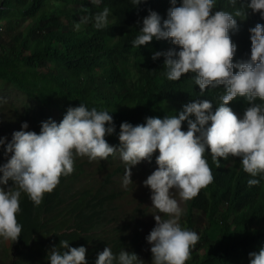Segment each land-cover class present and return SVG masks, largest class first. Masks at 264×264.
Returning <instances> with one entry per match:
<instances>
[{
  "label": "clouds",
  "instance_id": "clouds-1",
  "mask_svg": "<svg viewBox=\"0 0 264 264\" xmlns=\"http://www.w3.org/2000/svg\"><path fill=\"white\" fill-rule=\"evenodd\" d=\"M65 1L60 0V5ZM126 1L122 22L109 17L107 7L94 16L86 5H75L76 13L65 19L76 30L85 24L90 34L114 24L116 39L131 52L155 43L154 38L163 39L162 53L155 52L152 59L164 61L166 82L181 89L179 105L169 114H161L162 119L147 117L146 123L123 119L119 135L114 133L113 116L108 111L83 104L69 107L63 118L53 111L47 121L40 120L39 133L25 131L28 123L24 122L7 146L0 147V185L12 180L16 186L0 187V237L15 242L21 236L22 225L17 220L20 197L28 196L39 206L45 193H51L62 179L69 180L84 164L81 180L88 174L89 161L108 162L109 157L117 164L119 152L127 165L120 174L124 187L133 182V166L144 160L150 166L158 165L156 170H141L147 177L143 184L151 189L149 218L141 235L135 231L128 236L133 239L128 246L131 253L110 243L102 245L96 235L101 218L87 232L94 235L92 242L74 240L76 247H70L67 240L60 241L64 251L52 248L50 264H87L86 259L91 258L96 259L95 264H145L149 247L152 255L148 262L152 264H186L200 233L187 229L183 221L190 214L203 219L193 202L216 181L228 205L239 183L230 168L242 177L245 187L258 186L264 180V0H225L230 7L223 8L216 0ZM90 3L109 4L108 0ZM255 12H260L259 18L254 17ZM127 24L135 28L130 40ZM131 57L136 67L137 59ZM47 68L38 70L42 73ZM0 93L9 94L0 97L1 103L24 95L11 86ZM112 133L113 139L108 136ZM4 142L0 137V145ZM151 157L156 160L152 162ZM115 199L104 216L118 223L122 232L130 230L126 218L112 209ZM110 222L102 225V234ZM140 224L136 219L134 229ZM112 232L106 231L103 239H111ZM96 241L98 244L91 245ZM249 256V264H264L263 245Z\"/></svg>",
  "mask_w": 264,
  "mask_h": 264
},
{
  "label": "trees",
  "instance_id": "trees-1",
  "mask_svg": "<svg viewBox=\"0 0 264 264\" xmlns=\"http://www.w3.org/2000/svg\"><path fill=\"white\" fill-rule=\"evenodd\" d=\"M59 1L0 0V74L3 73L0 75L2 76L0 77V90L11 86L24 94L9 103L0 102V137L5 138L4 144L0 145L1 148L6 147L7 143L11 141L14 131L21 130L24 121L28 123V128L24 129L25 131L34 129L39 133L40 120H48L47 117H51L53 111H57L63 116L69 107H76L80 104L89 109L95 107L98 111L107 110L113 116V122L116 125L114 133L118 135L123 119H127V122L132 120L129 123H146L147 117L155 116L162 119L161 114L167 112L169 114L170 111L176 109L181 98V89L177 85L166 82L164 61L152 59L155 52L162 53L160 43H164L163 39L154 38L155 43L136 47L131 52L120 40L116 39L118 32L114 24L107 28L96 29L93 34H90L85 24H82L78 32L71 26V23L65 21V18L69 19L76 13L75 5H86L92 9L94 16L101 12L97 10L102 9L103 11L107 7L110 10L109 17L115 18L117 22H122L128 9L124 3L127 2L126 0H108L109 4L102 6L93 5L90 0H66L61 5ZM215 4L221 8L224 5L230 7L229 2L225 0H216ZM90 13L92 14V12ZM260 15V12L254 13L256 18H259ZM28 20H32V23H28ZM125 28L129 39L135 28L128 24ZM52 50L55 51L50 56L44 57ZM131 55L137 59L136 67H134L135 60ZM122 61H125L124 64ZM41 67L48 68L41 73L38 70ZM86 69L87 72L84 71ZM43 80L45 82H41ZM194 95L196 96V94ZM43 101L44 103H42ZM38 111L44 118L38 115ZM62 116L61 118L64 117ZM114 133L108 136L113 139ZM0 158V165H2V153H0ZM151 159L155 161L154 157ZM108 161L104 162L106 165L104 166L108 169L111 168V172L106 173L102 187H98L99 191L97 188V191H92V187L83 186V182L80 189L75 191L77 179H80L81 174L85 171L84 164L76 171L77 174L75 172L76 176L74 174L69 176L70 182L66 177L58 184L59 187L57 186L51 193H45L39 206L34 205L28 196L20 197L21 211L17 214V220L22 225L21 236L15 242L0 237V249L3 251L0 264H50L48 257L52 248L55 247L60 252L64 251L60 241L67 240L70 247H76L74 240L92 242L94 235L87 232L94 228L101 218L102 225L113 221L112 218L104 216V212L107 211V204L109 205L113 198L120 195L123 182L120 174L125 173L127 167L125 163L114 166L116 162L109 157ZM82 169H84L83 172ZM230 171L238 176L239 183L235 197L229 201V205L225 202L219 185L215 182L205 191L206 193L199 195L202 199L199 197L192 204L196 210L203 212V219L190 214L183 221V225L187 229L192 231L196 229L200 233L199 241L191 249V256L186 264H202V262L203 264L250 263L249 253L258 252L264 245V205L262 204L264 201V180H260L258 186L248 188L242 184V177L237 174L235 169L230 168ZM0 175L2 174L0 173ZM12 182L9 180L8 185H0V187L7 190L14 184ZM116 182L119 183L118 187L108 186V184L112 186ZM13 188L15 189L16 186L13 185ZM23 193L21 191V194ZM242 199H244L243 203ZM259 203L263 206L261 204L257 206ZM111 206L112 209H116L114 202L111 203ZM239 209L240 211H238ZM244 212L245 214H243ZM101 214L102 216H100ZM242 217H246V219L244 218L246 221ZM72 226L78 230H71ZM83 232L85 233L82 234ZM112 235L111 239H102V245L110 243L121 251L125 250L131 253L128 251V246L133 243V239L125 236L121 227L114 229ZM254 237L255 239H253ZM113 238L115 239L112 240ZM113 249L117 251L116 248ZM14 250L16 251L14 252ZM145 258V264H147L150 260L149 256ZM86 261L88 264H95L96 259L91 258Z\"/></svg>",
  "mask_w": 264,
  "mask_h": 264
},
{
  "label": "rangeland",
  "instance_id": "rangeland-1",
  "mask_svg": "<svg viewBox=\"0 0 264 264\" xmlns=\"http://www.w3.org/2000/svg\"><path fill=\"white\" fill-rule=\"evenodd\" d=\"M4 96L5 97H8L9 94H7V93H0V97H4ZM14 99H15L14 97L9 98V102L14 101ZM9 156H11V153H9ZM116 159L119 160V162L117 164L115 163L114 166L118 165L119 163H123V161L121 159V156H120V152L117 155ZM88 161H89V159H88ZM96 161H91L90 163L88 162V164L90 166L88 168V174H86L83 177V180H81V178L79 179V181L77 182V185H76V190L80 189L82 182L85 183L84 185L86 187H92V191L96 190V188H98V187H102V183L104 181L105 175H106L107 172H110L111 171V168L110 169L105 168L104 163H103V162H105V160H99V162H98V159H97ZM156 164L157 163L152 164L151 166H149L148 160H144V161L140 162L139 164L133 166L132 167L133 168V170H132V173H133L132 175L133 176H131V179H132L133 182L130 183L127 187H124L123 185H121V188H122L121 193L115 199L114 206L118 210L117 215L119 214L118 216H122V217H120L122 219L123 218H126V220L129 223V229L130 230L123 229V232L125 233L126 236L132 235L135 231H137L141 235L140 232H141L142 228L144 227V225L146 224V222H147V220L149 218L148 211L150 209L148 207L147 201L148 200H151V189L143 184V181L146 180L147 177L144 176V175H142V171L141 170L142 169H145V168H153L154 170H156L157 167H158V165H156ZM139 165H142V166L139 167ZM102 166H104V167H102ZM101 170H103V171L101 172ZM87 175H90V176H87ZM100 177H101V179H100ZM108 186L109 187H118L119 186V183L116 182V183L112 184V186L110 184H108ZM86 187H84V188H86ZM120 204H121V206H120ZM136 219H138L139 221H141V224L139 225V228L137 230L134 229V227H133V222ZM114 223H116V222H113L112 221L108 225H106L105 230L106 231L109 230L108 233H111L114 230V228L119 227L118 223H116V224H114ZM110 225H112V226H110ZM74 228H75V226H72L71 230L74 229ZM102 231L103 230H102V224H101L98 227V229L96 230L97 239H103V236L106 233V231L103 234H102ZM98 236H100V237H98ZM140 240H141V238H140ZM140 240H139V242H140ZM97 242L98 241L92 243L91 245H96V244H98ZM149 248H151V247H149ZM1 251L2 250L0 249V258L2 257V253H3V251L2 252ZM151 255H152V253H151V251L149 249V256H151ZM150 262H148V264H152V261H150Z\"/></svg>",
  "mask_w": 264,
  "mask_h": 264
},
{
  "label": "bare ground",
  "instance_id": "bare-ground-1",
  "mask_svg": "<svg viewBox=\"0 0 264 264\" xmlns=\"http://www.w3.org/2000/svg\"><path fill=\"white\" fill-rule=\"evenodd\" d=\"M13 4H15V3H13ZM13 4H12V5H13ZM12 5H11V6H12ZM15 5H16V4H15ZM14 7H15V6H14ZM14 7H11V8H14ZM8 9H9V8H8ZM8 9H7V10H8ZM9 10H10V9H9ZM9 10H8V11H9ZM8 11H7V12H8ZM11 12H12V10H11ZM70 14H71V13H70ZM69 18H70V17H69ZM114 19H115V18H114ZM65 21H66V20H65ZM116 21H117V20H116ZM66 22H67V21H66ZM54 23H56V22H54ZM52 24H53V23H52ZM55 25L57 26V24H55ZM58 25H59V24H58ZM83 25H84V24H83ZM81 26H82V25H81ZM106 28H107V27H106ZM56 29H57V28H56ZM56 29H55V30H56ZM81 29H82V28H81ZM57 30H58V29H57ZM83 30H84V29H83ZM77 31H78V30H77ZM78 32H79V31H78ZM78 32H77V33H78ZM80 32H82V31H80ZM95 33H96V32H95ZM97 33H98V32H97ZM84 34H86V33H84ZM88 36H89V35H88ZM92 36H93V35H92ZM56 40H57V39H56ZM61 40H62V39H61ZM83 40H84V39H83ZM86 40H87V39H86ZM88 40H89V39H88ZM117 40H118V39H117ZM53 42H54V41H53ZM56 42H57V41H56ZM61 42H62V41H61ZM61 42H60V43H61ZM123 48H124V47H123ZM1 50H2V49H1ZM121 50H122V49H121ZM3 52H4V51H3ZM3 52H2V53H3ZM3 55H4V53H3ZM122 55H123V53H122ZM127 55H128V54H127ZM86 56H87V55H86ZM124 57H125V56H124ZM116 59H118V58H116ZM44 60H45V59H44ZM118 60H119V59H118ZM121 60H123V59H121ZM119 61H120V60H119ZM122 62H123V61H122ZM124 62H125V61H124ZM124 62H123V64H124ZM50 63H51V62H50ZM92 64H93V63H92ZM116 64H117V62H116ZM95 66H97V65L95 64ZM95 66H94V67H95ZM99 66H100V65H99ZM120 66H121V65H120ZM59 67H60V66H59ZM24 68H25V66H24ZM57 68H58V67H57ZM87 68H89V67H87ZM95 68H96V67H95ZM96 69H97V68H96ZM7 70H8V69H7ZM15 71H16V70H15ZM84 71L87 72V69L84 70ZM13 72H14V71H13ZM20 72H22V71H20ZM90 72H91V71H90ZM101 73H102V72H101ZM1 74H3V73H1ZM1 74H0V75H1ZM85 74H88V73H85ZM19 75H21V74H19ZM13 76H14V75H13ZM23 76H24V75H23ZM28 76H29V75H28ZM36 76H37V75H36ZM0 77H2V76H0ZM3 77H4V76H3ZM38 77H39V76H38ZM2 79L5 80L6 78H5V79L2 78ZM8 79H9V78H8ZM11 79H12V78H11ZM13 79H15V78H13ZM24 79H25V78H24ZM31 79H32V77H31ZM38 79H39V78H38ZM38 79H37V80H38ZM40 79H41V78H40ZM3 80H2V81H3ZM33 81H35V80H33ZM8 82H9V81H8ZM13 82H14V81H13ZM16 82L20 83L19 81H16ZM21 82H22V81H21ZM41 82H45V81L43 80V81H41ZM47 82H48V81H47ZM5 83H6V82H5ZM23 83H24V82H23ZM20 84H21V83H20ZM24 84H25V83H24ZM8 85H9V84H8ZM16 85H17V83H16ZM27 85H28V84H27ZM3 86H4V85H3ZM25 86H26V84H25ZM25 86H24V88H25ZM28 86H29V85H28ZM49 86H50V85H49ZM6 87H7V86H6ZM9 87H10V86H9ZM20 87H21V86H20ZM29 87H30V86H29ZM13 88H15V87H13ZM36 88H37V87H36ZM25 89H26V88H25ZM126 89H127V88H126ZM142 90H143V89H142ZM29 91H30V90H29ZM126 91H127V90H126ZM128 91H129V90H128ZM128 91H127V92H128ZM27 92H28V91H27ZM131 92H132V90H131ZM138 92H140V91H138ZM53 93H54V91H53ZM125 93H126V92H125ZM50 94H51V93H50ZM136 94H137V93H136ZM41 95H42V94H41ZM23 96H24V95H23ZM53 96H55V95H53ZM53 96H52V97H53ZM96 96H98V95H96ZM96 96H95V98H96ZM140 96H141V95H140ZM4 97H5V96H4ZM29 97H30V96H29ZM44 97H46V95H44ZM48 97H49V96H48ZM141 97H142V96H141ZM41 98H42V97H41ZM93 98H94V97H93ZM95 98H94V99H95ZM128 98H129V97H128ZM33 99H34V98H33ZM46 99H47V98H46ZM137 99H138V98H137ZM18 100H19V99H18ZM44 100H45V99H44ZM48 100H49V99H48ZM52 100H53V99H52ZM38 101H39V100H38ZM42 103H44V101H43ZM139 103L141 104L140 100H139ZM42 105H43V104H42ZM31 106H32V105H31ZM173 106H174V105H173ZM42 107H43V106H42ZM117 107H118V106H117ZM121 107H123V106H121ZM32 108H33V107H32ZM44 108H45V107H44ZM44 108H42V109H44ZM123 108H124V107H123ZM126 108H128V107H126ZM9 109H10V108H9ZM9 109H8V110H9ZM34 109H35V108H34ZM121 109H122V108H121ZM5 110H6V109H5ZM15 110H16V109H15ZM35 110H36V109H35ZM44 110H45V109H44ZM44 110H43V111H44ZM47 110H48V109H47ZM110 110H111V109H110ZM117 110H118V109H117ZM127 110H128V109H127ZM25 111H26V110H25ZM106 111H107V110H106ZM115 111H116V110H115ZM16 112H17V111H16ZM45 112H47V111H45ZM118 112H119V111H118ZM17 113H18V112H17ZM50 113H51V112H50ZM116 113H117V112H116ZM120 113H121V112H120ZM33 114H35V113H33ZM41 114H42V113H41ZM47 114H48V113H47ZM114 114H115V113H114ZM22 115H23V114H22ZM43 115H44V114H43ZM59 115H60V114H59ZM116 115H117V114H116ZM158 115H159V114H158ZM61 116H62V115H60V117H61ZM63 116H64V115H63ZM63 116H62V117H63ZM134 116H135V115H134ZM159 116H160V115H159ZM33 117H35V116L33 115ZM152 117H153V116H152ZM154 117H155V116H154ZM43 118H44V117H43ZM21 119H23V117H21ZM26 119H27V118H26ZM34 120H35V119H34ZM44 121H45V120H44ZM46 121H47V120H46ZM24 122H25V121H24ZM115 126H116V125H115ZM33 127H34V126H33ZM15 129H16V128H15ZM33 131H34V129H33ZM117 131H118V130H117ZM111 135H112V134H111ZM109 136H110V135H109ZM3 147H4V146H3ZM0 159H1V158H0ZM155 160H156V159H155ZM95 161H96V160H95ZM96 162H97V161H96ZM98 162H99V159H98ZM108 162H109V161H108ZM141 162H142V161H141ZM152 162H153V160H152ZM89 163H90V161H89ZM93 163H94V162H93ZM103 163H104V162H103ZM105 163H106V162H105ZM97 164H98V163H97ZM102 165H103V164H102ZM104 165H105V164H104ZM122 165H123V164H122ZM156 165H157V164H156ZM83 166H84V165H83ZM105 166H106V165H105ZM140 166H142V165H139V167H140ZM149 166H150V165H149ZM92 167H93V166H92ZM96 167H97V166H96ZM102 167H104V166H102ZM153 167H154V166H153ZM88 168H89V167H88ZM96 169H97V168H96ZM107 169H108V168H107ZM83 170H84V169H82V172H83ZM91 170H92V169H91ZM113 170H114V169H113ZM116 170H117V169H116ZM132 170H133V168H132ZM92 171H93V170H92ZM95 171H96V170H95ZM102 171H103V170H101V172H102ZM105 172H106V171H105ZM110 172H111V171H110ZM107 173H108V172H107ZM1 174H2V173H1ZM76 174H77V172H76ZM94 174H95V173H94ZM97 174H98V173H97ZM132 174H133V173H132ZM74 175H75V174H74ZM78 175H79V174H78ZM78 175H77V176H78ZM75 176H76V175H75ZM101 176H102V175H101ZM132 176H133V175H132ZM237 177H238V176H237ZM71 178H72V177H71ZM71 178H70V179H71ZM107 178H108V176H107ZM107 178H106V179H107ZM95 179H96V178H95ZM100 179H101V177H100ZM97 180H98V179H97ZM120 180H121V179H120ZM121 181H122V180H121ZM8 182H9V181H8ZM215 182H216V181H215ZM12 183H13V182H12ZM83 183H84V182H83ZM83 183H82L81 185H83ZM84 184H85V183H84ZM7 185H8V184H7ZM13 185H14V184H13ZM13 185H12V187H13ZM87 185H88V184H87ZM95 185H96V184H95ZM14 186H15V185H14ZM78 186H79V185H78ZM217 186H218V185H217ZM10 187H11V186H10ZM58 187H59V186H58ZM97 187H98V186H97ZM56 188H57V187H56ZM83 189H84V188H83ZM97 189H98V191H99L100 188H97ZM116 189H117V188H116ZM59 190H60V189H59ZM63 190H64V189H63ZM84 190H86V189H84ZM113 190H114V189H113ZM249 190H251V189H249ZM57 191H58V190H57ZM76 191H77V190H76ZM95 191H97V190H95ZM217 191H218V190H217ZM219 191H220V190H219ZM58 192H59V191H58ZM84 192H85V191H84ZM103 192H104V191H103ZM60 193H61V191H60ZM64 193H65V192H64ZM66 193H67V192H66ZM97 193H98V192H97ZM97 193H96V194H97ZM99 193H101V192H99ZM116 193H117V191H116ZM205 193H206V192H205ZM61 194H62V193H61ZM76 194H77V192H76ZM111 194H112V193H111ZM217 194H219V193H217ZM200 195H201V194H200ZM214 195H215V194H214ZM255 195H256V194H255ZM47 196H48V195H47ZM94 196H96V195H94ZM106 196H107V195H106ZM106 196H105V197H106ZM246 196H247V195H246ZM263 196H264V194H263ZM208 197H209V196H208ZM85 198H86V197H85ZM200 198H201V197H200ZM239 198H240V197H239ZM247 198H248V197H247ZM247 198H246V199H247ZM257 198H258V197H257ZM64 199H65V198H64ZM78 199H79V198H78ZM201 199H202V198H201ZM208 199H209V198H208ZM244 199H245V198H244ZM244 199H242V201H241L242 203H243V200H244ZM204 200H205V199H204ZM70 201H71V200H70ZM247 201H248V200H247ZM261 201H262V199H261ZM81 202H82V201H81ZM98 202H99V201H98ZM128 202H129V201H128ZM211 202H212V201H211ZM241 202H240V204H241ZM59 203H60V202H59ZM75 203H77V202L75 201ZM209 203H210V202H209ZM223 203H224V202H223ZM238 203H239V202H238ZM238 203H237V204H238ZM244 203H245V202H244ZM256 203H257V202H256ZM93 204H94V203H93ZM118 204H119V203H118ZM122 204H123V203H122ZM210 204H211V203H210ZM260 204H261V203H259V205H257V206H260ZM262 204L264 205V201L262 202ZM262 204H261V205H262ZM107 205H108V204H107ZM228 205H229V204H228ZM232 205H234V204H232ZM238 205H239V204H238ZM244 205H246V204H244ZM263 205H262V206H263ZM69 206H71V205H69ZM120 206H121V204H120ZM126 206H127V205H126ZM246 206H247V205H246ZM114 207H115V206H114ZM209 207H210V206H209ZM228 207H229V206H228ZM232 207H234V206H232ZM68 208H69V207H68ZM124 208H125V207H124ZM210 208H211V207H210ZM210 208H209V209H210ZM253 208H254V207H253ZM253 208H252V209H253ZM256 208H257V207H256ZM71 209H72V208H71ZM98 209H99V208H98ZM51 210H52V209H51ZM56 210H57V209H56ZM56 210H53V211L55 212ZM128 210H129V209H128ZM236 210H237V209H236ZM253 210H255V209H253ZM64 211H65V210H64ZM89 211H90V210H89ZM89 211H88V212H89ZM99 211H100V210H99ZM231 211H232V210H231ZM238 211H240V209H239ZM244 211H245V210H244ZM121 212H122V211H121ZM128 212H129V211H128ZM229 212H230V210H229ZM250 212H251V211H250ZM126 213H127V212H126ZM202 213H203V212H202ZM247 213H248V212H247ZM247 213H246V214H247ZM54 214H56V213H54ZM87 214H88V213H87ZM243 214H245V212H244ZM75 215H76V214H75ZM91 215H92V214H91ZM118 215H119V214H118ZM222 215H223V214H222ZM44 216H45V215H44ZM58 216H59V215H58ZM130 216H131V215H130ZM132 216H133V215H132ZM255 216H256V215H255ZM48 217H49V216H48ZM121 217H122V216H121ZM227 217H229V216H227ZM50 218H51V217H50ZM52 218H53V217H52ZM54 218H55V217H54ZM58 218H60V217H58ZM129 218H130V217H129ZM131 218H132V217H131ZM205 218H206V217H205ZM214 218H215V217H214ZM236 218H237V217H236ZM242 218H243V217H242ZM244 218L246 219V217H244ZM244 218H243V219H244ZM253 218H254V217H253ZM56 219H57V218H56ZM61 219H62V218H61ZM66 219H67V218H66ZM134 219H135V218H134ZM220 219H221V217H220ZM245 219H244V220H245ZM251 219H252V218H251ZM255 219H256V218H255ZM71 220H72V219H71ZM78 220H79V219H78ZM244 220H243V221H244ZM61 221H63V220H61ZM64 221H65V220H64ZM144 221H145V220H144ZM222 221H223V220H222ZM245 221H246V220H245ZM249 221H250V220H249ZM67 222H68V221H67ZM67 222H66V223H67ZM69 222H70V221H69ZM129 222H130V221H129ZM228 222H229V221H228ZM231 222H232V221H231ZM241 222H242V221H241ZM256 222L258 223V221H256ZM259 222H260V221H259ZM62 223H64V222H62ZM205 223H206V221H205ZM250 223H251V222H250ZM57 224H58V223H57ZM114 224H116V223H114ZM128 224H129V223H128ZM142 224H143V223H142ZM59 225L61 226V224H59ZM118 225H119V224H118ZM204 225H205V224H204ZM204 225H203V226H204ZM69 226H70V225H69ZM110 226H112V225H110ZM119 226H120V225H119ZM224 226H225V225H224ZM248 226H249V225H248ZM251 226L253 227L252 224H251ZM107 227H108V226H107ZM120 227H121V226H120ZM230 227H231V226H230ZM140 228H141V227H140ZM248 228H249V227H248ZM61 229H62V228H61ZM221 229H222V228H221ZM228 229H229V228H228ZM219 230H220V229H219ZM108 231H109V230H108ZM111 231H112V230H111ZM256 231H257V230H256ZM258 231H260V230H258ZM262 231H263V230H262ZM98 232H99V231H98ZM224 232H225V230H224ZM234 232H235V231H234ZM251 232H253V231H251ZM254 232H255V231H254ZM58 233H59V232H58ZM99 233H100V232H99ZM131 233H132V232H131ZM131 233H130V234H131ZM140 233H141V232H140ZM257 233H258V232H257ZM127 234H128V233H127ZM130 234H129V235H130ZM233 234H234V233H233ZM261 234H262V233H261ZM65 235H66V234H65ZM68 235H69V234H68ZM85 235H86V234H85ZM89 236H90V235H89ZM100 236H101V235H100ZM100 236H98V237H100ZM112 236H113V235H112ZM262 236H263V235H262ZM59 237H60V235H59ZM62 237H63V236H62ZM123 237H124V236H123ZM255 237H256V236H255ZM255 237H254L253 239H255ZM257 237H258V236H257ZM60 238H61V237H60ZM83 238H84V237H83ZM260 238H261V236H260ZM114 239H115V238H113L112 240H114ZM251 240H252V239H251ZM258 240H259V239H258ZM109 241H110V240H109ZM252 241H255V240H252ZM261 241H262V240H261ZM256 242H257V241H256ZM41 243H42V242H41ZM70 243H71V241H70ZM115 243H116V242H115ZM130 243H131V241H130ZM39 244H40V243H39ZM258 245H259V244H258ZM7 246H8V245H7ZM263 246H264V245H263ZM11 248H12V247H11ZM45 249H46V248H45ZM149 249H150V248H149ZM9 250H10V249H9ZM11 250H12V249H11ZM11 250H10V251H11ZM15 251H16V250H14V252H15ZM17 251H18V250H17ZM26 251H27V250H26ZM1 252H2V251H1ZM6 252H7V251H6ZM8 252H9V251H8ZM22 252H23V251H22ZM195 252H196V251H195ZM11 254H12V253H11ZM26 254H27V253H26ZM49 254H50V252H49ZM205 255H206V254H205ZM10 256H11V255H10ZM197 256H198V255H197ZM28 257H29V256H28ZM30 257H31V256H30ZM1 258H2V257H1ZM9 259L11 260V258H9ZM147 259H148V258H147ZM149 259H150V257H149ZM28 260H29V259H28ZM30 260H31V259H30ZM45 260H46V259H45ZM198 260H199V259H198ZM203 260H204V259H203ZM201 261H202V260H201ZM201 261H200V263H201ZM3 262H5V261H3ZM13 262H14V261H13ZM205 262H206V261H205ZM18 263H19V262H18ZM21 263H22V262H21ZM40 263H42V262H40ZM94 263H95V262H94ZM150 263H151V262H150ZM35 264H37V263H35ZM44 264H45V263H44ZM87 264H88V263H87ZM197 264H198V263H197ZM202 264H203V262H202Z\"/></svg>",
  "mask_w": 264,
  "mask_h": 264
}]
</instances>
